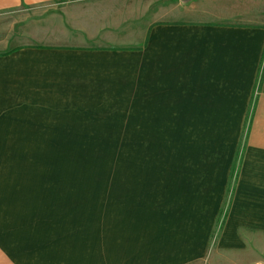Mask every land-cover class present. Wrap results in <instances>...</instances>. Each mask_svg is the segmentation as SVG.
<instances>
[{"label": "crops", "instance_id": "crops-1", "mask_svg": "<svg viewBox=\"0 0 264 264\" xmlns=\"http://www.w3.org/2000/svg\"><path fill=\"white\" fill-rule=\"evenodd\" d=\"M70 6L0 44V264H199L216 233L264 255V0ZM109 143L178 147L106 183L59 168Z\"/></svg>", "mask_w": 264, "mask_h": 264}, {"label": "rangeland", "instance_id": "rangeland-1", "mask_svg": "<svg viewBox=\"0 0 264 264\" xmlns=\"http://www.w3.org/2000/svg\"><path fill=\"white\" fill-rule=\"evenodd\" d=\"M80 1L82 0H24L17 7L0 10V44L5 43L7 39L10 46L18 44L25 39L22 37L25 36V29L30 30L31 33L32 25L30 24L35 20L47 18L46 21L49 22L51 16L65 15L68 8L69 10L75 8V6H67ZM132 1L149 2L151 0ZM22 28H25L23 33L20 32ZM177 147L176 145L149 144L145 146L142 144L114 143L59 145V168L74 170L75 178L86 179L88 183L97 182L99 179L106 183L109 180L107 175L111 170L116 169L119 174L120 170L150 168L155 163L152 159L156 158L157 154L161 156V154L177 152ZM100 174L105 176L99 177ZM123 176L125 177L121 184L128 183L129 177L126 174ZM227 208L228 203L219 215V227L222 225ZM216 234H213L214 238L210 243L207 257L199 264H255V260L264 264V255L248 257L244 255L246 251L243 250H218ZM259 252L262 253L263 251L260 250Z\"/></svg>", "mask_w": 264, "mask_h": 264}, {"label": "trees", "instance_id": "trees-1", "mask_svg": "<svg viewBox=\"0 0 264 264\" xmlns=\"http://www.w3.org/2000/svg\"><path fill=\"white\" fill-rule=\"evenodd\" d=\"M264 73V68H263V72L262 74ZM237 171L236 169H234L233 171V175L231 176V179H230V182H229V185H228V192H227V201L226 203L229 204L230 202V195L232 194L233 190H234V187H235V184H236V180H237ZM226 206V205H225ZM223 211V210H222ZM221 211V212H222Z\"/></svg>", "mask_w": 264, "mask_h": 264}, {"label": "bare ground", "instance_id": "bare-ground-1", "mask_svg": "<svg viewBox=\"0 0 264 264\" xmlns=\"http://www.w3.org/2000/svg\"><path fill=\"white\" fill-rule=\"evenodd\" d=\"M149 149V148H148ZM158 162V161H157ZM151 166H153V165H151ZM153 168V167H152Z\"/></svg>", "mask_w": 264, "mask_h": 264}]
</instances>
